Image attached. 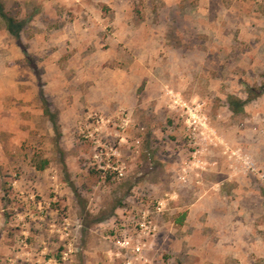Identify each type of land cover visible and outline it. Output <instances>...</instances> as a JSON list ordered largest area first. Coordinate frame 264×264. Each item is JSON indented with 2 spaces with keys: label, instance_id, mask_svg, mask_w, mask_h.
Masks as SVG:
<instances>
[{
  "label": "rangeland",
  "instance_id": "1",
  "mask_svg": "<svg viewBox=\"0 0 264 264\" xmlns=\"http://www.w3.org/2000/svg\"><path fill=\"white\" fill-rule=\"evenodd\" d=\"M0 2V264H264V0Z\"/></svg>",
  "mask_w": 264,
  "mask_h": 264
},
{
  "label": "trees",
  "instance_id": "2",
  "mask_svg": "<svg viewBox=\"0 0 264 264\" xmlns=\"http://www.w3.org/2000/svg\"><path fill=\"white\" fill-rule=\"evenodd\" d=\"M0 17L2 18L3 22L7 30L11 34H15L18 37V31L22 26V22L17 21L13 16H11L7 11H5L4 6L0 2Z\"/></svg>",
  "mask_w": 264,
  "mask_h": 264
}]
</instances>
